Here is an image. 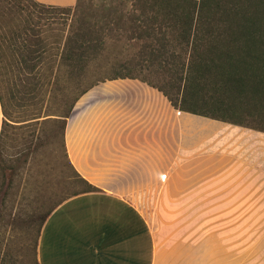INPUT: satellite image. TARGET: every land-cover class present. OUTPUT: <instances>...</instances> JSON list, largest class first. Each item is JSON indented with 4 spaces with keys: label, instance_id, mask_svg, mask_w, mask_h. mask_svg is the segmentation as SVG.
I'll return each mask as SVG.
<instances>
[{
    "label": "rangeland",
    "instance_id": "obj_1",
    "mask_svg": "<svg viewBox=\"0 0 264 264\" xmlns=\"http://www.w3.org/2000/svg\"><path fill=\"white\" fill-rule=\"evenodd\" d=\"M212 1L210 9H219L221 15L204 11L200 22H235L227 14H234L236 0ZM68 7L71 11L67 14L49 12L43 16L53 17L49 22L66 23L75 16L76 22H90L97 31L102 28L105 43L98 58L124 60L129 76L159 87L181 107L222 119L235 116L228 113L235 107L231 95L219 99L206 89L205 94L196 92L194 98L191 83L180 80L185 62L179 58L187 50L176 36L179 28L169 22H182V13L190 11V4L78 0ZM44 35L50 42L47 54L54 56L56 36L50 31ZM196 52L206 50L201 47ZM10 57L5 48H0V95L5 110L0 131V264H36L40 218L87 189L64 157L59 116L65 114L80 91L108 81L112 73L106 67L99 68L98 59L78 72L59 66L52 57L53 61L44 59L28 71L12 64ZM26 73L37 74L38 84L29 90L13 86ZM72 73L81 75L73 77ZM256 107L255 112H264V107ZM217 141L210 139V150L206 151L197 139L193 159L197 166L179 173L195 184L193 197L185 203L166 197L144 204L151 233L159 246V242L173 245L162 252L163 258L175 254L178 264H264V141L259 140L252 149L249 172L239 169L242 165L235 153L237 147L232 151L235 138L221 144L227 148L226 154L219 153L221 147L214 148ZM222 163L237 164V170ZM231 181L242 193L236 202L222 195Z\"/></svg>",
    "mask_w": 264,
    "mask_h": 264
},
{
    "label": "crops",
    "instance_id": "obj_2",
    "mask_svg": "<svg viewBox=\"0 0 264 264\" xmlns=\"http://www.w3.org/2000/svg\"><path fill=\"white\" fill-rule=\"evenodd\" d=\"M35 1L68 7L76 0ZM189 47L190 40L187 54ZM231 96L235 107L228 113L235 116L222 119L178 103L174 108L160 90L138 80L100 82L85 91L65 118L63 146L71 169L94 189L49 213L36 245L37 264H178L175 254L163 258L173 245L159 246L144 204L166 197L185 203L193 197L195 184L179 173L197 166V139L209 151L210 139H218V149L235 138L239 169L250 171L252 149L264 141V130L253 123H263L264 112H255L257 107L248 112L237 100V72ZM1 126L0 109V131ZM220 165L237 170V164ZM241 194L234 181L222 192L229 202Z\"/></svg>",
    "mask_w": 264,
    "mask_h": 264
},
{
    "label": "trees",
    "instance_id": "obj_3",
    "mask_svg": "<svg viewBox=\"0 0 264 264\" xmlns=\"http://www.w3.org/2000/svg\"><path fill=\"white\" fill-rule=\"evenodd\" d=\"M166 1L191 5L190 11L182 13V22L169 23L179 28L176 36L183 43L185 51L190 40V52L185 53L188 56L184 55L179 58L182 63L185 62L180 80L191 83L189 86L195 92L194 98L197 96L196 92L205 94L206 89H210L213 93L212 96L219 99L226 95L230 96L233 92L237 72V100L248 112L252 111L256 105L264 107V0H236V12L227 14L229 17L233 16L235 22H200L201 13L204 11L217 16L221 15L219 9L217 11L210 9L213 6L212 0ZM77 2L78 0L75 1V3ZM70 11V7L45 5L35 0H0V48H5L8 51L12 64L28 71H32L44 59L48 58L53 61L52 57H56L59 66H67L70 70L78 72L83 70L88 63L98 59L100 61L97 63L99 68L111 69L112 75L107 78L108 81L138 80L157 88L167 97L159 87L145 80L129 76L127 63L124 60L112 58L108 61V58H106L107 60L98 58L105 43L102 28L97 31L90 22L89 24L76 22L75 16L68 23L49 22V20H53V17L43 16L49 12L67 14ZM226 12H222L224 16ZM57 25L64 27L60 28ZM48 31L53 32L56 36L54 56L47 54L51 50L50 42L46 41L47 36L44 34ZM201 47L206 50V53L196 52ZM11 61L8 63L9 66ZM80 75V73L71 74L73 77ZM21 76L13 83V86L20 85L29 90L33 89L40 80L37 74L26 73ZM92 86L80 91L68 106L65 114L59 116L63 153L65 118L69 115L75 101ZM167 99L174 108L177 107L176 102L168 97ZM219 106L220 104H218ZM0 109L4 116L5 110L1 95ZM253 125L257 129L264 130V122L253 123ZM67 164L70 167L68 161ZM73 173L77 176L74 171ZM79 180L87 189L77 194L93 191L94 188L80 178ZM50 212L40 218V228Z\"/></svg>",
    "mask_w": 264,
    "mask_h": 264
}]
</instances>
